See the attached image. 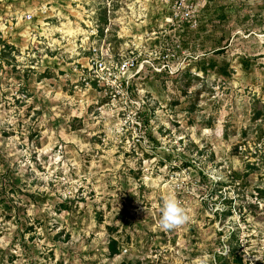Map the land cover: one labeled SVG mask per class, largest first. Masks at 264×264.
<instances>
[{
  "label": "rangeland",
  "instance_id": "rangeland-1",
  "mask_svg": "<svg viewBox=\"0 0 264 264\" xmlns=\"http://www.w3.org/2000/svg\"><path fill=\"white\" fill-rule=\"evenodd\" d=\"M0 264H264V0H0Z\"/></svg>",
  "mask_w": 264,
  "mask_h": 264
},
{
  "label": "built area",
  "instance_id": "built-area-1",
  "mask_svg": "<svg viewBox=\"0 0 264 264\" xmlns=\"http://www.w3.org/2000/svg\"><path fill=\"white\" fill-rule=\"evenodd\" d=\"M112 60L111 48L104 47L92 60V65L88 69L89 73H94L96 79H103L105 75L111 76L115 70L120 78L125 79L137 66V62L133 58L122 59L118 63H114Z\"/></svg>",
  "mask_w": 264,
  "mask_h": 264
},
{
  "label": "clouds",
  "instance_id": "clouds-1",
  "mask_svg": "<svg viewBox=\"0 0 264 264\" xmlns=\"http://www.w3.org/2000/svg\"><path fill=\"white\" fill-rule=\"evenodd\" d=\"M187 216L177 201L171 197L162 201L160 208L159 225L162 229H173L184 222Z\"/></svg>",
  "mask_w": 264,
  "mask_h": 264
},
{
  "label": "trees",
  "instance_id": "trees-1",
  "mask_svg": "<svg viewBox=\"0 0 264 264\" xmlns=\"http://www.w3.org/2000/svg\"><path fill=\"white\" fill-rule=\"evenodd\" d=\"M6 49H7V50H6ZM8 49L11 50V49H13V48H11V47H9V46H7V45H4V46H3L2 53H6V51H8ZM115 247H116V243H115L114 241H111V242H110V246H109V248H110V250H111V253H115V252H116Z\"/></svg>",
  "mask_w": 264,
  "mask_h": 264
}]
</instances>
